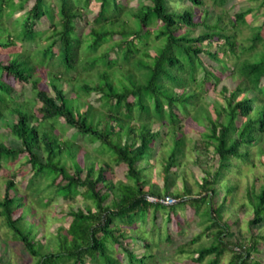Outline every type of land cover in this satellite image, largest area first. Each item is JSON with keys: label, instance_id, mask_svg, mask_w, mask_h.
Masks as SVG:
<instances>
[{"label": "trees", "instance_id": "obj_1", "mask_svg": "<svg viewBox=\"0 0 264 264\" xmlns=\"http://www.w3.org/2000/svg\"><path fill=\"white\" fill-rule=\"evenodd\" d=\"M30 1L32 5L27 6ZM90 1L0 0V48L12 46L14 38H21L19 43L25 45L23 51L13 52L9 61L0 60V75L7 71L19 81H30L36 91L34 100L41 102L36 109L32 102L15 100L11 86L0 77V97L4 95L5 99L0 103V118L18 115L8 127L12 137L19 140L18 146H12L0 139V168L4 163L25 158L23 163L31 165L32 173L25 185L27 191L23 193L12 194L10 190L16 185L13 179L7 181L6 192L0 200V215L13 239L21 241L36 258L35 264H150L155 253L136 225L138 220L145 221L152 207L157 214L162 206H171L170 211L174 212L176 204L188 203L197 212L206 197L201 193L191 196V189L187 187L175 194L180 201L173 205L147 199L149 194L172 195L168 190L161 194L155 187L146 188L145 168L140 162L163 135L160 127L151 128L149 117L163 119L162 124L169 125L167 132L174 140L164 169L165 174H169L181 153L182 138L177 132L182 117L178 108L199 107L201 113H193L192 120L204 125V119H208L211 130L203 134L206 139L201 148L207 150L213 145L220 159L212 177H205L201 183L204 194L213 193L232 158L248 157L250 145L264 130L262 27H251V43L239 46L235 27L237 22L245 21L246 10L235 13L231 23L235 32H228L229 27L221 18L208 24L210 11L205 9L201 20L204 29L192 35L193 28L200 22L194 20L190 6L176 10L170 7L169 0H143L138 6L126 7L120 0H98L100 8L89 31L91 40L86 42L79 33L78 19L84 16L83 8L87 9ZM190 1L195 5L203 4V0ZM16 11L21 14L13 17ZM127 14L138 27L130 24ZM44 16L51 18V26L44 37L46 41L40 43L38 39L45 30L39 29L38 23ZM4 19L11 25L6 26ZM205 42L219 45L211 50L204 47ZM258 42L262 43L263 50L234 65V74H239L242 80L229 94L228 88L223 87L227 103L217 104L216 117L212 118L207 109L195 102L198 89L210 76L218 79L215 71L229 68L217 53L221 50L223 54H236L240 47L237 53L240 54L255 48ZM27 44L32 48L28 50ZM202 53L220 61V65L211 66ZM38 65L46 67L43 74L49 79L53 94L40 87V77L33 76ZM199 68L205 71L201 79L196 77ZM190 81L196 82L198 88H187ZM92 92H96L100 104L83 100L82 93ZM243 92H247L246 95L237 98ZM9 95L11 100L7 99ZM8 101L13 103L10 105ZM82 106L86 109L82 110ZM239 115L246 119L238 125ZM67 127L75 128L73 139L63 136ZM79 136L88 144H94L99 155L109 157L93 156L75 139ZM243 145L246 150L242 149ZM82 149L84 164L78 158ZM99 157L100 164L96 167ZM88 160L90 163L86 164ZM112 164L127 166L126 179L114 180L108 174L113 170ZM49 188L56 196L73 199L81 194L90 200L76 209L71 206L67 211L71 218L68 225H59L51 238L57 241V250H45L41 238L37 237L39 222L33 217L32 206L24 200L26 195H31L36 202L46 203L42 193ZM249 195L253 205L249 222L258 225L264 221V184L259 192L250 189ZM226 202L227 196L222 203ZM219 208L210 205L203 212V218L210 220L207 230L215 229L210 233L209 244L192 250L193 260L201 262L209 256V264H219L221 256L229 250L232 252L229 264H262L251 257V252L261 254L264 234L254 233L248 248L240 238L235 243L226 241L228 227L219 219ZM19 209L22 212L16 217ZM164 236L166 241L172 240L170 232ZM195 238L193 240H197ZM132 242L135 247H131ZM139 248L146 251L140 252ZM178 250L185 249L180 246Z\"/></svg>", "mask_w": 264, "mask_h": 264}, {"label": "rangeland", "instance_id": "obj_2", "mask_svg": "<svg viewBox=\"0 0 264 264\" xmlns=\"http://www.w3.org/2000/svg\"><path fill=\"white\" fill-rule=\"evenodd\" d=\"M51 1L54 2V0ZM120 2L125 4L126 7H133L140 5L143 0H120ZM32 3L33 1H30L27 6L32 5ZM169 5L172 9L176 10H183V8L187 6L191 7L194 20L200 22V24L193 28L192 35H198L204 29V24L201 23V20L204 17L205 9L210 11L207 23L213 24L217 19L221 18V22L229 27L228 32H235L231 25L235 13L240 10H246V15L244 17L245 21L237 22L235 27V38L239 46H247L251 43V37L253 36L251 27L261 26L264 39V5L262 4V0H225L224 3H218L215 0H203L202 5L192 4L190 0H169ZM99 8L100 2L98 0H91L87 9L83 8L85 12L83 13L84 16L78 19L79 33L86 42L91 40L89 31L94 24L92 20L99 11ZM20 14V11H16L13 17ZM126 16L130 19V24H133L134 27H138L130 14ZM4 21L6 26L11 25L6 19H4ZM50 26L51 18L44 16L41 21H39L38 28L45 30L38 39L40 43L46 41L44 37L50 31ZM14 39L16 41L12 46L0 48V60L9 61L13 52L23 51L25 48L24 44L21 45L19 43L21 38ZM203 44L204 47L210 48L211 50H216L219 45L217 42L210 44L205 42ZM105 45L106 44H104V46ZM26 48L29 50L32 46L27 44ZM260 50H263L261 42H258L255 48L240 54H237L241 51L240 47H238L236 54L231 52L223 54V52L219 50L217 53L218 56L228 63L229 68L215 71L218 75V79H216L215 76H210L204 83V86L198 89L199 95L195 102L197 106L202 105L204 109L209 111V115L215 118V106L217 104L226 105L227 103L223 87L226 86L228 88L229 94L230 90L235 88L242 80L239 74H234V65L242 58L251 56ZM201 56L213 67L220 65V61L214 60L211 57L209 58L204 53H202ZM44 68L46 67L43 65L35 66L33 76L40 77V87L47 89L53 94L54 91L49 83V79L43 74ZM73 74L74 72L72 75ZM204 75V69L199 68L196 72L197 79H201ZM0 77L11 86V92L15 100L32 102L36 109L41 105L39 100H34L36 91L32 89V83L30 81H19L7 71H3ZM66 85L67 83H65V86ZM195 85L196 82L190 81L187 83V88H198ZM174 89L178 92L182 91L179 87H174ZM246 93L247 92H243L239 94L237 98H243ZM82 95L83 100L90 101L94 104H100V102H97L98 95L96 92L87 95L82 93ZM7 99L11 100L10 95L7 96ZM2 100H5L4 95L0 97V103L3 104L4 102ZM8 102L10 105L13 103L11 101ZM164 108H168L167 104H164ZM198 108L199 107H189V110L186 107L178 108L179 116L182 117L178 123L180 128L177 132V135L182 138V145L180 147L181 153L178 156V163L175 164L169 174H165L164 171L166 158L174 143L171 133L169 134L167 132L169 130V125L166 123L162 124L164 122L163 119L157 120L155 116L149 117L148 123L151 128L160 127L163 131V135L153 144V151H150L145 156V160L140 162V165L145 168L143 177L147 179L146 188L155 187L161 194L166 193L168 190L170 194L175 197V194L182 193L189 187L192 192L191 196L201 193L206 197L197 212L188 203L186 205L176 204L175 210L173 209L174 212L170 211L172 208L171 206H162L157 214L154 213V208L152 207L145 221L138 220L136 225L139 227V230L144 232L147 240L151 243V251L155 253L150 264H209V256L201 262L194 261L192 258V250L199 248L203 244H209L212 239L210 233H212L211 231H213L215 227L207 230L210 220L205 218V216L203 218V212L210 205L220 206L218 211L220 215L219 219L228 227L227 234L224 236L226 241L235 243L236 239L240 238L246 243V247L248 248L252 244L254 233L264 234V221L258 225H251L249 222L250 218L253 217V205L250 202L251 196L249 195L250 189L253 188L254 192H259L261 186L264 184V130L260 132L261 135L259 138L250 145L249 156L240 158L236 156L233 157L231 165L224 168L223 175L215 184L213 193L206 192L207 194H204L201 183L204 181L205 177H212V174L219 167L220 159L214 152L213 145H209L207 150L201 148L206 139L203 134L210 133L211 130L209 128L208 119H204V125L192 120L191 115L193 113H201V110ZM81 109H86V106H82ZM122 113L124 117H127L125 109H123ZM17 119V114L0 118V139L8 145L18 146L19 144V140L12 137L8 127L9 124L15 122ZM245 119L244 116L239 115L236 119V123L239 125L245 121ZM74 132L75 128L67 127L62 134L64 137L73 139L72 136ZM75 139L82 145L83 149L89 151L93 156L98 155L101 159H107L109 157L107 155H99L95 151V145L88 144L86 139L81 136ZM83 149L78 155L82 164H84V158L82 156ZM242 149L246 150V145H243ZM100 157L96 163V167L100 164ZM24 160L25 158H18L10 161L8 164L4 163L0 168V200L4 197L7 181L9 179H13L16 185V188L10 190L12 194L27 191L25 185L32 173L30 170L31 165L29 163H23ZM67 162L70 163V160L68 159ZM89 163L90 161L88 160L86 164ZM112 168L113 170L108 172V174L114 180L119 178L126 179V165L112 164ZM42 196L46 203L41 204L36 202L35 196L32 197L31 195H26L24 200L27 204L32 206V211L34 212L33 217L39 222L40 231L37 237L41 238L45 250H57L59 247L58 243L51 238L53 234H56L59 225H68L71 218L68 216L67 211L71 206L76 209L78 206H83L90 202V200L84 199L81 194H76L73 199L65 198L62 195L56 196L51 193V188L45 190ZM225 196L228 197V202L222 203ZM21 212L22 210L19 209L15 212V216H19ZM3 219V216L0 215V264H35L36 258L26 250L21 241L13 239L12 232L3 224ZM166 232H170L171 241H166V237L164 236ZM128 233H130V231ZM199 233H201L199 238H195ZM194 238L197 240H193ZM180 246L184 247L185 250L179 251L178 249ZM131 247H135V242H132ZM261 248H263L261 254H256L252 251L251 257L264 264V244H261ZM139 251L144 252L146 250L144 248H139ZM231 255V251H225L220 258L219 264H229Z\"/></svg>", "mask_w": 264, "mask_h": 264}, {"label": "built area", "instance_id": "obj_3", "mask_svg": "<svg viewBox=\"0 0 264 264\" xmlns=\"http://www.w3.org/2000/svg\"><path fill=\"white\" fill-rule=\"evenodd\" d=\"M147 199L153 203H163L167 205H173L178 202V198L174 197L173 195L158 196L149 194Z\"/></svg>", "mask_w": 264, "mask_h": 264}]
</instances>
